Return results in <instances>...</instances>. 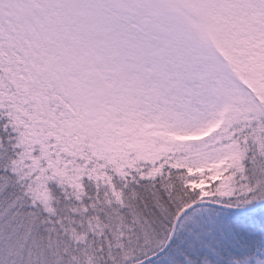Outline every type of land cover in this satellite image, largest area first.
I'll list each match as a JSON object with an SVG mask.
<instances>
[{
	"label": "snow or ice",
	"instance_id": "obj_1",
	"mask_svg": "<svg viewBox=\"0 0 264 264\" xmlns=\"http://www.w3.org/2000/svg\"><path fill=\"white\" fill-rule=\"evenodd\" d=\"M0 264H264V0H0Z\"/></svg>",
	"mask_w": 264,
	"mask_h": 264
}]
</instances>
